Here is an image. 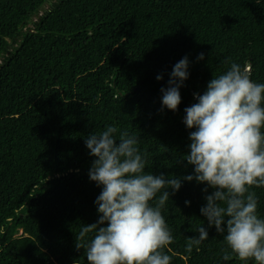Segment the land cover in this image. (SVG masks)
Segmentation results:
<instances>
[{"label":"trees","instance_id":"16d2710c","mask_svg":"<svg viewBox=\"0 0 264 264\" xmlns=\"http://www.w3.org/2000/svg\"><path fill=\"white\" fill-rule=\"evenodd\" d=\"M184 56L181 103L161 112L160 89ZM232 63L264 83V0H0V264H87L75 237L98 219L91 133L139 137L153 175L192 174L176 162L194 130L184 108ZM204 187L182 181L162 207L173 236L164 251L171 264H245L201 215ZM249 191L264 218V187ZM200 226L208 239L189 254Z\"/></svg>","mask_w":264,"mask_h":264},{"label":"clouds","instance_id":"9594fccd","mask_svg":"<svg viewBox=\"0 0 264 264\" xmlns=\"http://www.w3.org/2000/svg\"><path fill=\"white\" fill-rule=\"evenodd\" d=\"M203 59L204 53H199L197 60ZM189 65L187 56L174 64L167 86L160 89L161 112L177 111ZM250 74V65L232 63L207 82L203 93H193L196 102L184 108L183 123L194 130L188 135L187 153L176 162L193 166L190 175L169 179L146 172L139 137L124 131L117 140L115 126L85 139L94 157L88 178L101 188L94 201L97 221L83 225L75 237V248L83 249L87 264H171L164 249L173 236L161 209L182 181L193 180L205 185L206 203L200 213L208 228L223 234L239 261L264 264V218L258 216L256 195L249 191L264 187V83L254 82ZM162 78L163 74L156 76L157 81ZM197 233L187 237L189 254L208 239L205 227ZM231 258L227 252L222 257Z\"/></svg>","mask_w":264,"mask_h":264}]
</instances>
